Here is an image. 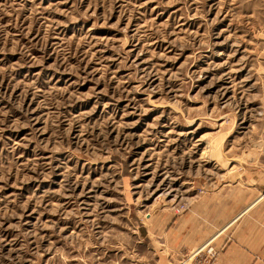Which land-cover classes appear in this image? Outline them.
<instances>
[{
    "label": "rangeland",
    "instance_id": "obj_1",
    "mask_svg": "<svg viewBox=\"0 0 264 264\" xmlns=\"http://www.w3.org/2000/svg\"><path fill=\"white\" fill-rule=\"evenodd\" d=\"M221 196L264 229V0H0V264H194Z\"/></svg>",
    "mask_w": 264,
    "mask_h": 264
},
{
    "label": "crops",
    "instance_id": "obj_2",
    "mask_svg": "<svg viewBox=\"0 0 264 264\" xmlns=\"http://www.w3.org/2000/svg\"><path fill=\"white\" fill-rule=\"evenodd\" d=\"M223 198L216 201L207 197L196 205L192 214L175 220L169 230V245L176 250L194 252L195 260L201 264H264V229L253 227L248 235L236 239L220 236L234 220ZM259 214L264 215V205ZM218 244L221 248L209 257L206 248Z\"/></svg>",
    "mask_w": 264,
    "mask_h": 264
},
{
    "label": "built area",
    "instance_id": "obj_3",
    "mask_svg": "<svg viewBox=\"0 0 264 264\" xmlns=\"http://www.w3.org/2000/svg\"><path fill=\"white\" fill-rule=\"evenodd\" d=\"M219 248H221V244H218V245H216V246H211L210 248H209V253L211 254V255H215L217 252L216 251H218L219 250Z\"/></svg>",
    "mask_w": 264,
    "mask_h": 264
}]
</instances>
